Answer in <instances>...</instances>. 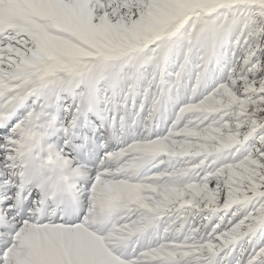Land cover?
<instances>
[{"label": "snow or ice", "instance_id": "snow-or-ice-1", "mask_svg": "<svg viewBox=\"0 0 264 264\" xmlns=\"http://www.w3.org/2000/svg\"><path fill=\"white\" fill-rule=\"evenodd\" d=\"M0 264H264V0H0Z\"/></svg>", "mask_w": 264, "mask_h": 264}]
</instances>
